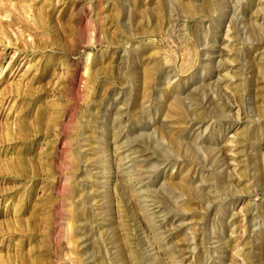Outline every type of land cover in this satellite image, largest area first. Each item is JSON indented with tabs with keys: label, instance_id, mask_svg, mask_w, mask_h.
I'll return each instance as SVG.
<instances>
[{
	"label": "rangeland",
	"instance_id": "374dc122",
	"mask_svg": "<svg viewBox=\"0 0 264 264\" xmlns=\"http://www.w3.org/2000/svg\"><path fill=\"white\" fill-rule=\"evenodd\" d=\"M0 264H264V0H0Z\"/></svg>",
	"mask_w": 264,
	"mask_h": 264
}]
</instances>
